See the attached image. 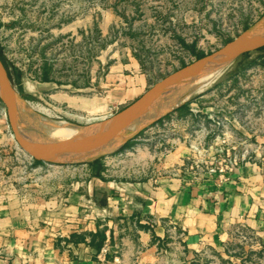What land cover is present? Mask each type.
Wrapping results in <instances>:
<instances>
[{
	"label": "crops",
	"instance_id": "1",
	"mask_svg": "<svg viewBox=\"0 0 264 264\" xmlns=\"http://www.w3.org/2000/svg\"><path fill=\"white\" fill-rule=\"evenodd\" d=\"M226 81L192 103V114L174 112L153 126L166 133L174 127L164 142L121 150L105 169L91 167L80 178L56 171L59 181L44 192L0 191V264H264V108L248 106L246 92L232 97L245 110L228 114L214 102ZM216 119L246 154L225 175L206 169L212 150L191 169L192 147L208 149ZM6 131L0 120V146L12 149L13 142H2ZM134 152L139 176L112 164ZM239 228L255 240L242 244Z\"/></svg>",
	"mask_w": 264,
	"mask_h": 264
},
{
	"label": "rangeland",
	"instance_id": "2",
	"mask_svg": "<svg viewBox=\"0 0 264 264\" xmlns=\"http://www.w3.org/2000/svg\"><path fill=\"white\" fill-rule=\"evenodd\" d=\"M263 16L264 0H0V54L21 100L34 113L87 127L115 115L197 60L196 53L209 55L222 48ZM262 56L264 44L221 68L224 72L211 88L243 76L237 79V91H229L233 83H228L217 93V106H225L228 114L235 110L231 107L244 111L243 103L232 97L247 92L248 106L264 108V68L251 65ZM45 71L48 81L43 80ZM204 93L192 97L189 106ZM0 120L7 126L2 142H13L12 149L0 146L2 192H44L59 181L52 177L56 171L61 170L62 178L70 172L83 177L91 167L105 169L123 148L113 146L105 152L111 154L88 164L48 165L19 147L1 100ZM172 129L166 133L150 127L124 150L164 142ZM112 164L134 171V176L143 173L141 155L135 152Z\"/></svg>",
	"mask_w": 264,
	"mask_h": 264
},
{
	"label": "water",
	"instance_id": "3",
	"mask_svg": "<svg viewBox=\"0 0 264 264\" xmlns=\"http://www.w3.org/2000/svg\"><path fill=\"white\" fill-rule=\"evenodd\" d=\"M261 33H264V16L222 48L193 61L191 64L186 65L154 84L137 100L115 115L83 127L84 131L77 138L70 141L51 142L41 140L24 127L19 108L21 98L13 85L6 65L2 61L1 54L0 100L6 108L9 126L14 139L26 154L48 165L69 166L88 164L105 155L111 154L105 153V150L131 124L141 120L145 116L147 108L162 98L173 96L195 85L213 73L222 64L240 58V53L244 46ZM189 101L191 99L137 130L121 147L127 142L134 140L141 132L153 126L167 114L174 112Z\"/></svg>",
	"mask_w": 264,
	"mask_h": 264
},
{
	"label": "bare ground",
	"instance_id": "4",
	"mask_svg": "<svg viewBox=\"0 0 264 264\" xmlns=\"http://www.w3.org/2000/svg\"><path fill=\"white\" fill-rule=\"evenodd\" d=\"M262 44H264V33L259 34L248 44H246L240 55L248 49ZM229 62L230 61L222 64L213 73L203 78L195 85L173 96H168L158 100L155 105L147 108L144 116L145 118L143 117L137 123L131 124L129 128H127L114 140V142L105 150V152L113 146L121 147L126 142V140L133 136L140 128L150 124L160 116L166 114L169 110L183 104L192 97L208 91L211 88V85L224 72V69L221 68ZM19 108L24 127L41 140H48L51 142H66L77 138L84 131L83 127L77 126L70 122L64 120H55L53 118L34 113L29 103L25 100L20 101Z\"/></svg>",
	"mask_w": 264,
	"mask_h": 264
},
{
	"label": "built area",
	"instance_id": "5",
	"mask_svg": "<svg viewBox=\"0 0 264 264\" xmlns=\"http://www.w3.org/2000/svg\"><path fill=\"white\" fill-rule=\"evenodd\" d=\"M214 126L216 127L218 133L210 143L208 149L202 145V143L193 146V152L197 155L196 162L193 163L191 169L199 167L204 161L202 160L203 154L212 150L214 154L210 157L206 169L211 173H219L225 175L228 172L235 171L241 164L242 161L246 159V154H240L238 152V147L233 142V136L226 129V124L220 120H214ZM236 239H238L242 244L252 243L255 238L254 235L244 229L236 230ZM109 252L108 247H104L98 258L101 261L106 260V256Z\"/></svg>",
	"mask_w": 264,
	"mask_h": 264
},
{
	"label": "trees",
	"instance_id": "6",
	"mask_svg": "<svg viewBox=\"0 0 264 264\" xmlns=\"http://www.w3.org/2000/svg\"><path fill=\"white\" fill-rule=\"evenodd\" d=\"M196 56H197V59H199V58L204 57L205 55H204L203 53H196ZM254 64H260L261 67L264 68V56H262L259 60H255V61H253L251 65H254ZM240 76L242 77V76H243V73H241V74H237V75L235 76V77H237L236 79H235L234 77L229 78V79L223 84V86H225L226 84L228 85V83H229V84L233 83V87L230 88L231 90H229V91H232V90H236V91H237V89H238V88L236 87V85H237V83H238V80H237V79H239ZM20 77H21V73H20V72H17V78H18L19 80H20ZM43 80H44V81H48V80H50L47 71L44 72ZM190 103H191V102H187V103H185L184 105H182L181 107H179V108H178L177 110H175L174 112H175V113H178V114L181 115V116H184V115L186 116V115H190V114H192L193 112L191 111L190 106H189ZM174 112L167 114L165 117H163V118L160 119L158 122H156L153 126H155L156 124L160 123L164 118L169 117V116L172 115ZM153 126H151V127H153ZM144 131H145V130H144ZM144 131L141 132V133L139 134V136L142 135V133H144ZM217 133H218V131H216V130L213 131L212 134H211V136H210V139L213 140V139L216 137ZM137 137H138V136H137ZM137 137H136V138H137ZM136 138H135V139H136ZM135 139H134V140H135ZM134 140H131V141L127 142V143L123 146V148H121L119 151L124 150V149H125L128 145H130ZM119 151H118V152H119ZM38 162H39V161H38ZM97 163H98L97 161L94 162L95 167L97 166ZM97 235L100 237L101 240H103V235H101V234H97Z\"/></svg>",
	"mask_w": 264,
	"mask_h": 264
}]
</instances>
